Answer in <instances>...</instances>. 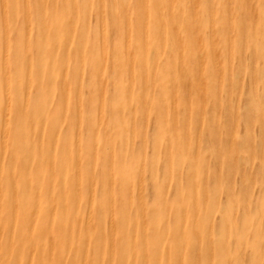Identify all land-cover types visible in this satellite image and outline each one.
I'll return each mask as SVG.
<instances>
[{
	"label": "rangeland",
	"instance_id": "obj_1",
	"mask_svg": "<svg viewBox=\"0 0 264 264\" xmlns=\"http://www.w3.org/2000/svg\"><path fill=\"white\" fill-rule=\"evenodd\" d=\"M155 1L0 0V264H264V0Z\"/></svg>",
	"mask_w": 264,
	"mask_h": 264
},
{
	"label": "bare ground",
	"instance_id": "obj_2",
	"mask_svg": "<svg viewBox=\"0 0 264 264\" xmlns=\"http://www.w3.org/2000/svg\"><path fill=\"white\" fill-rule=\"evenodd\" d=\"M74 1H75V0H74ZM109 1H110V0H109ZM115 1H116V0H115ZM139 1H140L141 3H140ZM145 1H146V0H138V2H139L138 4H141V5L143 6V5H145ZM100 3H101V4H100V7L102 8L104 3H102V2H100ZM131 3H132V2H131ZM26 4H27V3H26ZM124 4H125V3H124ZM204 4H205V3H204ZM2 5H3V4H2ZM109 5H110V4H109ZM130 5H131V4H130ZM176 5H177V2H176ZM194 5H196V4H194ZM26 6H27V5H26ZM138 6H140V5H138ZM164 6H165V4H164ZM124 7H126V8L128 9L127 6H124ZM152 7L155 8V10H156L157 12H158V11H161V9H162V5L160 6V4H159V0L153 2V6H152ZM195 7H196V6H195ZM24 8H25V7H24ZM2 9H3V8H2ZM52 9H53V8H52ZM52 9H51V10H52ZM102 9H103V8H102ZM120 9H121V8H120ZM123 9H124V8H123ZM129 9H130V7H129ZM129 9H128V10H129ZM136 9H137V8H136ZM138 9L141 10V8H138ZM254 9H255V8H254ZM130 10H131V9H130ZM126 11H127V10H126ZM136 11H137V10H136ZM138 11H139V10H138ZM184 11H185V10H184ZM106 12H107V11L105 10V13H106ZM130 12H131V11H130ZM130 12H129V13H130ZM50 13H51V12H50ZM52 13H53V12H52ZM52 13H51V14H52ZM129 13H128V14H129ZM139 13H140V15H141V11H140ZM195 13H196V12H195ZM122 14L124 15L123 12H122ZM255 14H256V13H255ZM49 15H50V14H49ZM100 15H101V14H100ZM106 15H107V13H106ZM132 15H135V14H132ZM146 15H147V14H146ZM156 15H157V13H156ZM112 16H113V14H112ZM114 16H115V15H114ZM136 16H137V15H136ZM45 17H46V15H45ZM67 17H68V15H67ZM141 17H142V15H141ZM43 18H44V17L42 16L41 22L44 21ZM47 18L49 19V17H47ZM47 18H46V19H47ZM61 18H63V17H61ZM112 18H113V17H112ZM1 19H2V18H1ZM68 19H69V18H68ZM107 19H108V18H107ZM107 19H106V20H107ZM113 19H114V18H113ZM130 19H131V18H130ZM139 19H141V18L139 17ZM135 20H136V19H135ZM110 21H111V20H110ZM125 21H126V20H125ZM142 21H144V20L142 19ZM61 22H62V21H61ZM61 22H60V23H61ZM66 22H67V21H66ZM100 22H102V21H100ZM127 23H128V22H127ZM135 23H136V22H135ZM200 23H201V22H200ZM45 24H46V23H45ZM64 24H65V23H64ZM67 24L70 25V23H68V22H67ZM101 24H102V23H101ZM144 24H145V23H144ZM144 24H143V25H144ZM62 25H63V24H62ZM62 25H61V26H62ZM65 25H66V24H65ZM105 25H106V24H105ZM175 25H176V23H175ZM55 26H57V25L55 24ZM61 26H59V27H61ZM71 26H72V25H71ZM73 26H74V25H73ZM120 26H121V25H119V27H120ZM49 27H50V25H49ZM102 27H103V24L101 25V28H102ZM138 27H139V25H138ZM140 27H141V24H140ZM144 27H145V26H144ZM55 28H56V27H54V30H55ZM63 28H64V26H63ZM52 29H53V28H52ZM56 29H57V28H56ZM68 29H69V28H68ZM102 29H104V28H102ZM128 29H129V27H128ZM61 30H63V29H61ZM66 30H67V29H66ZM117 30H118L117 33H119V30H120V29L118 28ZM117 30H116V31H117ZM161 30H162V29H161ZM59 31H60V28H59ZM63 31H64V33L66 32L65 30H63ZM63 31H62V32H63ZM81 32H82V31H81ZM120 32H122V31L120 30ZM66 34H67V33H66ZM119 34H120V33H119ZM119 34H118V35H119ZM212 34H213V33H212ZM100 35H102V34H100ZM118 35H116L117 38L120 37V36L118 37ZM120 35H123V32H122V34H120ZM102 36H103V35H102ZM252 36H253V34H252ZM254 37H255V36H254ZM76 38H78V37H76ZM76 38H74V39H76ZM107 38H108V37H107ZM100 39H101V38H100ZM119 39H120V38H119ZM76 41H77V39H76ZM120 41H122V40H120ZM262 41H263V39H262ZM80 42H82V41H80ZM80 42H79V40H78V43H80ZM73 43H74V42H73ZM78 43H77V44H78ZM101 43H102V42H101ZM101 43H100V44H101ZM74 45H75V44H74ZM79 45H80V44H79ZM130 45H131V44H130ZM77 46H78V45H77ZM118 46H119V45H118ZM78 47H79V46H78ZM138 47H139V46H138ZM135 49H136V48H135ZM140 49H141V48H140ZM152 49H153V48H152ZM257 49H258V47H257ZM259 49H260V48H259ZM5 50H6V49H5ZM229 50H230V49H229ZM118 51H119V49H118ZM114 52H115V51H114ZM258 52H260V51H258ZM60 54H61V53H60ZM115 54H116V52H115ZM141 54H142V53H141ZM169 54H170V53H169ZM214 54H216V53L214 52ZM252 54H253V52H252ZM119 55H120V54H119ZM3 56H4V55H3ZM71 56H72V55H71ZM132 56H133V55H132ZM216 56H217V55H216ZM57 57H58V56H57ZM118 57H119V56H118ZM214 57H215V56H214ZM59 58H60V55H59ZM72 58H73V57H72ZM113 58H114V57H113ZM137 58H138V57H137ZM151 58H152V57H151ZM138 60H139V59H138ZM141 61H142V59H141ZM56 62H58V61L56 60ZM4 63H5V62H4ZM52 63H53V62H52ZM91 63H92V62H91ZM116 63H117V62H116ZM140 63H141V62H140ZM59 64H60V63H59ZM114 64H115V62H114ZM145 64H146V62H145ZM62 65H63V64H62ZM117 65H118V64H117ZM95 67H96V64H95ZM95 67L93 66V68H95ZM140 67H141V66H140ZM97 68H99V66H98ZM228 68H229V67H228ZM62 69H63V68H62ZM99 69H100V68H99ZM85 70H86V69H85ZM93 70H94V69H93ZM93 70H92V71H93ZM116 70H117V69H116ZM118 70H119V69H118ZM69 71H70V70H69ZM145 71H146V69H145ZM93 72H94V71H93ZM112 72H113V71H112ZM63 73H65V70H64ZM63 73H62V74H63ZM91 73H92V72H91ZM115 73H116V72H115ZM70 74H71V73H70ZM118 75H119V74H118ZM65 76H66V75H65ZM61 77H62V76H61ZM118 77H119V76H118ZM119 78H120V77H119ZM103 80H104V79H103ZM61 81H62V80H61ZM100 81H101V80H100ZM62 82H63V81H62ZM121 82H122V80H121ZM218 82H219V81H218ZM118 83H119V82H118ZM118 83H117V84H118ZM64 84H65V83H64ZM120 84H121V83H120ZM120 84H119V85H120ZM65 85H66V84H65ZM6 86H7V85H6ZM26 87H27V86H26ZM64 87H65V86H63V89H65ZM92 87H93V86H92ZM116 87H117V86H116ZM120 87H121V85H120ZM122 88H123V87H122ZM124 88H125V87H124ZM119 90H120V89H119ZM26 91H27V90H26ZM64 91H65V90H63V92H64ZM122 91H124V90L122 89ZM119 92H120V91H119ZM119 92H118V93H119ZM120 93L122 94V92H120ZM25 95H26V94H25ZM117 95H118V94H117ZM122 95H123V94H122ZM25 97H26V96H25ZM116 100H119V99L117 98ZM117 104H118V103H117ZM117 104H116V105H117ZM116 105H115V107H116ZM112 106H114V105H112ZM9 109H10V108H9ZM109 110H110V109H109ZM14 112H15V111H14ZM23 112H24V111H23ZM25 113H26V112H25ZM5 115H7V114H5ZM13 115H14V114H13ZM27 116H28V115H27ZM27 116H25V117L27 118ZM12 117H13V116H12ZM16 122H17V121H16ZM37 122H39V121H37ZM24 123H25V122H24ZM48 124H49V122H48ZM30 125H32V124H30ZM34 125H35V124H34ZM34 125H32V127H33ZM44 125H45V124H44ZM49 125H50V124H49ZM25 126H26V125H25ZM50 126H52V125H50ZM30 127H31V126H30ZM37 127H39V126H37ZM43 127H44V126H43ZM15 128H16V127H15ZM15 128H14V129H15ZM33 128H35V127H33ZM47 128H48V126H47ZM47 128H46V129H47ZM14 129H13V130H14ZM46 129H45V131H46ZM18 130H19V129H18ZM18 130H17V131H18ZM23 130H24V129H23ZM33 130H34V129H33ZM15 131H16V130H15ZM28 131H30V129H29ZM51 131H53V130L50 129V132H51ZM130 132H131V131H130ZM12 133H14V132H12ZM23 133H24V132H23ZM30 133H31V132H30ZM44 133H45V132H44ZM17 134H18V133H17ZM27 134H28V133H27ZM48 134H51V133H48ZM28 135H29V134H28ZM46 135H47V134H46ZM19 136H20V135H19ZM19 136L17 135V137H19ZM50 136H51V135H50ZM9 137H10V136H9ZM27 137H28V136H27ZM28 138H30V137H28ZM28 138H27V140H28ZM6 140H7V139H6ZM28 142H29V141H28ZM232 142H233V141H232ZM28 144H29V143H28ZM30 145H31V144H30ZM32 145H33V144H32ZM172 146H173V145H172ZM52 147H53V146H52ZM34 148H36V146H35ZM172 148H174V147H172ZM130 149H131V148H130ZM230 149H231V148H230ZM172 153H173V152H172ZM174 157H175V156H174ZM134 158H135V157H134ZM132 166H133V165H132ZM134 166H135V165H134ZM135 167H136V166H135ZM134 169H135V168H134ZM22 172H23V171H22ZM126 173H127V172H126ZM126 173H125V174H126ZM129 174H131V173H129ZM22 175H23V174H22ZM22 177H23V176H22ZM130 178H131V177H130ZM19 180H20V179H19ZM155 181H156V180H155ZM34 184H35V183H34ZM90 184H91V183H90ZM21 185H22V183H21ZM35 186H36V184H35ZM32 187H34V185H33ZM36 189L38 190V188H36ZM31 190H32V189H31ZM91 190H92V189H91ZM34 191H35V190H34ZM25 193H27V192H25ZM89 201H90V200H89ZM214 205H215V204H214ZM216 206H217V205H216ZM88 210H89V209H88ZM214 211H215V210H214ZM219 211H221V210H219ZM220 215H221V214H220ZM223 216H224V215H223ZM207 217H208V216H207ZM224 218H225V217H223V219H224ZM197 220H198V219H197ZM201 220H202V219H201ZM198 224H200V223H198ZM87 225H88V224H87ZM195 225H196V224H195ZM109 226H110V225H109ZM223 226H224V225H223ZM195 227H196V226H195ZM112 228H113V227H112ZM197 230H198V229H197ZM202 232H203V231H202ZM224 241H225V240H224ZM224 241H223V243H224ZM259 241H260V240H259ZM63 242H64V241H63ZM261 242H262V241H261ZM262 243H263V242H262ZM262 243H261V244H262ZM193 246H194V245H193ZM256 246H257V245H256ZM28 248H29V247H28ZM29 249H30V248H29ZM256 249H257V248H256ZM262 249H263V248H262ZM257 250H258V249H257ZM33 251H35V250H33ZM191 251H192V250H191ZM194 251H195V250H194ZM32 253H33V252H32ZM33 254H34V253H33ZM54 254H55V253H54ZM31 255H32V254H31ZM83 258H85V257H83ZM28 259H29V258H28ZM33 259H34V258H33ZM31 260H32V258H31ZM91 264H92V263H91Z\"/></svg>",
	"mask_w": 264,
	"mask_h": 264
}]
</instances>
